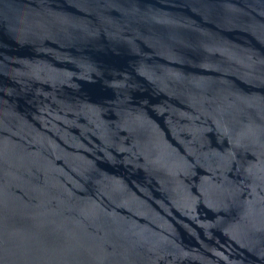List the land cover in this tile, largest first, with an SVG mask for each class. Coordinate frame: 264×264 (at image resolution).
Listing matches in <instances>:
<instances>
[{"label": "water", "instance_id": "obj_1", "mask_svg": "<svg viewBox=\"0 0 264 264\" xmlns=\"http://www.w3.org/2000/svg\"><path fill=\"white\" fill-rule=\"evenodd\" d=\"M0 264H264V0H0Z\"/></svg>", "mask_w": 264, "mask_h": 264}]
</instances>
